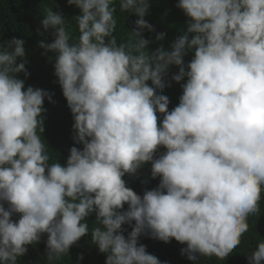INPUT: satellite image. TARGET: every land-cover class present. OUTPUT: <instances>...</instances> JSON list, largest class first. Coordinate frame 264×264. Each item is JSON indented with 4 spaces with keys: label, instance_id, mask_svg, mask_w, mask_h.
Returning <instances> with one entry per match:
<instances>
[{
    "label": "clouds",
    "instance_id": "obj_1",
    "mask_svg": "<svg viewBox=\"0 0 264 264\" xmlns=\"http://www.w3.org/2000/svg\"><path fill=\"white\" fill-rule=\"evenodd\" d=\"M68 4L80 9L77 39L63 13L46 7L41 24L54 39L39 41L55 53L73 139L83 145L71 147L66 164H49L40 136L44 101L54 103V93L25 89L18 78L30 76L26 41L0 43V264H18L45 233L52 264L89 233L105 264H162L141 235L186 245L181 254L193 264L199 257L225 260L264 200V0H178L187 33L171 51L151 52L142 35L155 31L144 19L149 0H118L120 13L139 17L132 38L119 43L117 0ZM188 50L194 55L185 64ZM172 65L179 68L172 80L186 82L169 110V97L157 90L171 86L165 77ZM161 147L166 151L157 156ZM146 163L160 183L141 196L123 177ZM133 221L126 237L122 226ZM248 260L264 264V238Z\"/></svg>",
    "mask_w": 264,
    "mask_h": 264
},
{
    "label": "trees",
    "instance_id": "obj_2",
    "mask_svg": "<svg viewBox=\"0 0 264 264\" xmlns=\"http://www.w3.org/2000/svg\"><path fill=\"white\" fill-rule=\"evenodd\" d=\"M150 8L144 19L150 23L155 31L144 29L142 35L151 41L147 50L149 52L163 46L165 50L171 51L172 44L177 38L187 33L188 17L184 12L176 7L178 0H149ZM52 7L54 11L62 12L66 24L69 29L70 37L76 40L79 31L74 17L80 14V9L70 6L68 0H0V43L5 40H11L13 37L22 38L26 41L25 51L28 63L26 65L30 76L25 78L24 73H19L18 78L25 81V89L28 86L40 88L54 93L53 102H49L47 98L44 101L46 112L45 131L40 133L41 139L45 144L46 151L51 159L49 164L59 161L66 164L70 154L71 147L75 146L82 150L83 145L77 144L73 131V115L68 107L67 100L63 96L58 78L55 76V53L46 52L45 49L39 47V41L44 40L51 43L54 39L53 29L45 31L41 21L45 14V8ZM117 20V28L114 35L119 42H125L131 37L130 31L136 28V20L139 19L134 13H120L117 0V12L114 14ZM39 29V31H37ZM158 33H165L163 40H157ZM193 34H189L192 38ZM191 50L187 51L184 57L187 64L193 57ZM20 60H18V63ZM179 68L175 65L170 66L169 73L165 77V82L170 83V87H166L163 93L157 90L158 94L167 95L170 99L169 110H172L179 103L182 95V84L172 80V75L178 73ZM150 86L151 81L148 82ZM160 120L163 119L162 114L158 113ZM159 122V121H158ZM166 149L161 147L157 156L165 152ZM151 163L144 164L135 175H125L128 187L132 188L137 194L143 195L146 190L156 188L160 183V178H152ZM7 207V205H5ZM128 205L125 204V210ZM14 220L19 219V214L13 215ZM95 213L87 218L90 228L95 227ZM249 231L241 238V244L225 259L220 260L216 257H199L196 264H249L248 256L255 249L256 244L261 238H264V200L261 201V213L252 215L248 218ZM135 226L133 221L131 224H124V235L132 231ZM140 243L146 245L147 251L160 259L162 264H193V261L187 259L181 254V249L186 247L172 239L171 242L153 239L150 235H141ZM46 241L47 234H42L41 240L35 245H28V252L19 258L18 264H52L46 260ZM84 256L80 264H105L106 254L100 253L98 248L91 243V233L82 237L77 244L73 245L67 256L55 261L54 264H77L79 255Z\"/></svg>",
    "mask_w": 264,
    "mask_h": 264
}]
</instances>
